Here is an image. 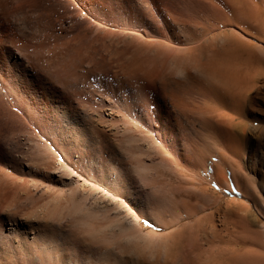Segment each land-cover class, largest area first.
<instances>
[{
	"label": "rangeland",
	"instance_id": "rangeland-1",
	"mask_svg": "<svg viewBox=\"0 0 264 264\" xmlns=\"http://www.w3.org/2000/svg\"><path fill=\"white\" fill-rule=\"evenodd\" d=\"M24 1L0 0V229L60 228L91 264H264V0ZM110 108L69 156L65 118ZM11 243L0 264H59Z\"/></svg>",
	"mask_w": 264,
	"mask_h": 264
},
{
	"label": "bare ground",
	"instance_id": "bare-ground-1",
	"mask_svg": "<svg viewBox=\"0 0 264 264\" xmlns=\"http://www.w3.org/2000/svg\"><path fill=\"white\" fill-rule=\"evenodd\" d=\"M22 1H24V0H20V2H22ZM25 1L27 2V1H31V0H25ZM25 1H24V3H25ZM34 1H37V0H34ZM39 1H41V0H39ZM41 3H43V2H40V4ZM40 4H37V5H40ZM85 34L78 35L76 33V35L78 36V37H76V39H78L76 41L78 43L77 46L74 44V41H73L75 39V38H73L74 36L72 37L73 40L71 39L73 41L72 43L74 45L70 46V45L66 44V45H68L69 48L72 47L70 49H73V47L76 46V48H74L73 51L72 50L71 51L74 52L73 57H75L76 60H78L80 63H82V65H84L85 61H87L85 55H86V53L89 52V51H86L87 47L84 44V42H85L84 40H85V38H87V37H85L86 36ZM52 36H54V35H52ZM71 54L72 53L70 52V56H71ZM87 56H88V54H87ZM90 59H88V60H90ZM92 59H93V57H92ZM87 63H89V61ZM90 63H91V61H90ZM0 81H1L0 86H2L3 83L5 82V78H4L3 74H1V73H0ZM118 85L119 86L122 85V87L117 90V93L121 96L127 95L128 94L127 93L128 87H127L126 83L121 81V83L118 82L117 86ZM127 97H128V95H127ZM110 109L111 110L109 112L105 111V113L103 114L105 117V119L103 121H100V119H99V117H101V115H98L95 117H93V116L89 117L90 122H86L85 119H83L82 117H81L80 121H77V120L72 121V120H70V118L66 117L65 119L68 120L69 122H71V125L73 127L72 132H71L72 134L70 133L71 134L70 136H73V138L70 140V137H69V139L66 142L63 141L65 143L63 150L65 152H67V154H69V156H71V153L73 151H75L76 152L75 156L80 157V158L81 157L84 158V154L86 153V144H87V142H90V140H92V139H88L87 131L85 133L83 128H85V125H86V128H92L94 130L96 126L105 125L108 122H110L111 118H113V114H114L112 108H110ZM233 109H234V107H233ZM259 109L261 112L264 113V101L263 100L259 101ZM79 115H80V112H79ZM261 120H264V116L261 118ZM125 128H127V127H125ZM262 133L264 134V129L262 130ZM261 140L256 141L252 145L250 150L253 151V153L252 154L250 153V154L253 157H255L256 159H259L258 161H260V166H262L264 168V140L263 139H261ZM254 145L258 146V147H255ZM234 146H236V145H234ZM64 158L70 159V157H68V155H67V157H64ZM61 164L62 163H60V165ZM99 167H102V166L99 165ZM64 168L66 169V167H64ZM123 168L124 167L118 166L117 163H115V164L110 163L108 173L105 172L104 170H101V169H99V171H102V173H104L105 175L107 173L106 177L108 178V180L115 183V182H117L116 181L117 178H115L116 175H113V174L119 172L120 174H118V177L121 176L123 174L122 173ZM51 172H54V171H51ZM111 182H109V183H111ZM72 198H73V196H72ZM2 222L5 223L6 226H8L7 227L8 232L5 233L3 230L0 229V235H4L8 238H11V240H12L11 244L14 245L11 249H9L10 251H14V250L17 251L18 250V251L24 252L26 254L37 253V252L40 254H48V256H49L48 259H50V260L53 257L55 258V256L56 257L60 256V258L58 259L59 261L57 260L59 264H91L90 260H92L93 256L91 255L92 254L91 251H89V246H88L89 243L85 244V242L83 243V241L76 240V239L74 240L73 238H72L73 240H70V238L68 239L67 236L64 235V233L62 232V229H60V228L51 226L53 229H50L49 226L43 225L42 223L34 224L32 222H29L27 217L16 216V215H13V216L10 215L9 216V214L7 217L5 216L2 219ZM19 224L22 226L21 230L23 232L20 230ZM63 243H66L67 245L62 246ZM0 254L4 255V254H8V252H6V250L3 252L0 249ZM80 255H82L81 256L82 259L79 258ZM73 256L75 257L74 259H73ZM6 259H7V257H6ZM55 259H57V258H55ZM51 263H52V261H51Z\"/></svg>",
	"mask_w": 264,
	"mask_h": 264
},
{
	"label": "snow or ice",
	"instance_id": "snow-or-ice-1",
	"mask_svg": "<svg viewBox=\"0 0 264 264\" xmlns=\"http://www.w3.org/2000/svg\"><path fill=\"white\" fill-rule=\"evenodd\" d=\"M145 223H147V221H145Z\"/></svg>",
	"mask_w": 264,
	"mask_h": 264
}]
</instances>
